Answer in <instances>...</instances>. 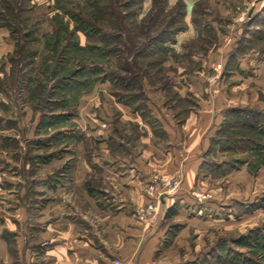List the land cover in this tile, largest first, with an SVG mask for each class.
<instances>
[{"label":"rangeland","instance_id":"374dc122","mask_svg":"<svg viewBox=\"0 0 264 264\" xmlns=\"http://www.w3.org/2000/svg\"><path fill=\"white\" fill-rule=\"evenodd\" d=\"M129 1L116 3L119 21L89 0H0V24L8 25L0 26V264L40 259L67 219L97 223L99 212L80 194L83 184L108 203L99 188L110 193L111 180L96 162H151L144 191L155 183L160 197L175 194L182 170L163 175L158 165L188 159L186 132L199 115V178L188 192L195 200L166 221L163 264H264V0H165L166 16L152 20L144 18L152 0ZM75 18L103 32L117 26L137 45L181 29L164 49L151 44L134 59L111 39H87ZM237 106L263 114L262 135L236 121L226 136L217 133L224 110ZM227 136L254 144L216 142ZM206 162L222 166L208 174ZM24 204L32 227L19 213Z\"/></svg>","mask_w":264,"mask_h":264},{"label":"crops","instance_id":"0c3cea01","mask_svg":"<svg viewBox=\"0 0 264 264\" xmlns=\"http://www.w3.org/2000/svg\"><path fill=\"white\" fill-rule=\"evenodd\" d=\"M200 119L199 115L197 126L191 127L186 132L183 151L188 159L184 162L166 160L158 165L163 175L173 174L177 169L182 170V179L180 188L175 194L168 193L160 197L159 215L155 221H150L149 216H138L136 213L138 208L148 202L144 185L152 170H155L154 164L151 162L130 163L126 159L108 163L96 162L97 167L102 169L111 180L110 193L107 188H99L108 203L99 202L83 184L80 194L93 211L99 212L97 223L77 224L67 219L65 228L54 230L55 235L51 234V247L32 264H111L115 259L123 264H163L168 256L161 257L159 249L166 235V221L185 214L183 212L185 208L180 205L183 202L194 204L192 201L195 198L190 197L188 192L196 188L199 178L197 154L201 151L203 141V131L201 132L200 123H198ZM107 191L109 194H106ZM172 206L177 208L175 207L173 214L168 215V209ZM29 211L28 204L21 205L19 208V213L27 227H32V224H29ZM42 213L43 211L40 215ZM185 217L186 221L193 219L186 215ZM35 220L36 224L33 225L38 228L39 220L37 218ZM85 220L88 221L87 218ZM185 227L184 224L182 228ZM41 228L40 226L37 230L39 237H42L46 231V229L41 231ZM28 250L29 247H23V245L20 249L21 255L24 254L21 260L26 263H30L27 256ZM192 259L194 258H191V261Z\"/></svg>","mask_w":264,"mask_h":264},{"label":"trees","instance_id":"16d2710c","mask_svg":"<svg viewBox=\"0 0 264 264\" xmlns=\"http://www.w3.org/2000/svg\"><path fill=\"white\" fill-rule=\"evenodd\" d=\"M122 0H89V2H93V5H95V10L96 11H100V9L103 11L104 14H107V11H111V15L114 19H117L119 21H122V16L119 15L120 12H115V8L120 7L121 5H123V3H121ZM131 1V0H130ZM128 2L127 5H129L132 2ZM98 3L100 5H98ZM116 3L118 5V7L116 6ZM102 6V7H101ZM101 7V8H100ZM155 9L156 7V11L153 12L152 9ZM100 8V9H99ZM152 9L150 10L151 12L148 13V15H146V17L148 20H152V17L155 16H166V11L165 10V0H152ZM152 13L154 14L152 17ZM135 15V13H133ZM163 14V15H162ZM117 15H119V19L117 18ZM127 15V14H126ZM125 15V16H126ZM77 19V26L76 29L80 30L81 32L84 33V35L87 37V39H98L100 41H104L105 39H111V41H113V43L117 44H121L122 46H124L125 48H128V52L131 53L130 55L132 56V58H138V57H143V56H147L150 54L151 51V44L156 46L157 48H163L165 47V43L166 42H170L172 41V35L174 33V31L179 30V28L181 29V27H176L172 32H167L166 29L162 30L158 36L156 37H151L149 38L148 41H146L143 44L137 45L136 43L133 42V44L131 43H127L126 41L123 40L122 35V30L119 27H115V31L113 32H103L100 28H98L97 26H95V24H93L92 22L88 21V20H84L83 18H75V20ZM174 22L173 19L169 20V22H166V24H169L171 22ZM133 24L134 19H132L131 21ZM67 25V24H66ZM0 26H7V24H3L1 23ZM116 51H120L119 48ZM116 53V52H115ZM127 64V63H126ZM127 71H132V69L130 68V66H127ZM133 73V72H131ZM110 76V75H108ZM112 76V75H111ZM112 79V77H111ZM119 81L124 80V82L128 81L129 77H122L119 78ZM252 110L256 111V112H252ZM258 109H254L248 106L245 107H231V108H227L224 110V119L221 122L220 128L217 131V133L221 134L223 133V135L226 136V134H224L225 132H229L231 131V125H233L234 123H228L229 121H236L235 125L240 127H245V128H250L252 131H255V129H257L256 131L262 135V132L260 131V129H258V127L261 126L260 124V115L264 114V110L261 112L263 114H260V111H257ZM260 114V115H259ZM233 119V120H232ZM222 129V130H221ZM220 139V138H219ZM216 140L214 139V142ZM213 142V140H212ZM211 142V143H212ZM218 143H224L223 147H228L229 145H233V144H244V145H253L254 142L252 139L250 138H231L229 136L227 137H222L221 140L216 141ZM224 165H226V163H223ZM207 170L208 174H213L216 173V170L220 169V166H222V164H208L207 162L203 164ZM227 170V168H225L224 170H222V174L223 171L225 172ZM90 192V190H89ZM175 206H172L168 209V215H171L175 212ZM243 238H248V236H246V234L242 235ZM247 261V260H246Z\"/></svg>","mask_w":264,"mask_h":264},{"label":"built area","instance_id":"2783aa9c","mask_svg":"<svg viewBox=\"0 0 264 264\" xmlns=\"http://www.w3.org/2000/svg\"><path fill=\"white\" fill-rule=\"evenodd\" d=\"M169 182H165V185H168ZM157 188L155 183H149L147 184L145 188V193L148 197V202L143 210H141V216H149L150 221H155L158 218L159 215V205L158 202L160 200V192H156ZM195 196L198 198V200H201L200 194H195ZM111 264H123L120 260L115 259L111 262Z\"/></svg>","mask_w":264,"mask_h":264}]
</instances>
